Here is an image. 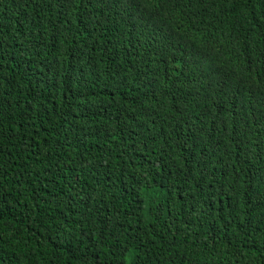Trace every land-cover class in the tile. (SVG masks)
I'll return each instance as SVG.
<instances>
[{
  "label": "trees",
  "instance_id": "trees-1",
  "mask_svg": "<svg viewBox=\"0 0 264 264\" xmlns=\"http://www.w3.org/2000/svg\"><path fill=\"white\" fill-rule=\"evenodd\" d=\"M0 264H264V0H0Z\"/></svg>",
  "mask_w": 264,
  "mask_h": 264
}]
</instances>
